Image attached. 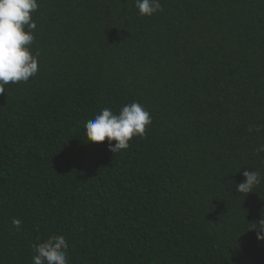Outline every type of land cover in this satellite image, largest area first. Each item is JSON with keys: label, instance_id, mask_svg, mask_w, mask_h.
<instances>
[{"label": "trees", "instance_id": "trees-1", "mask_svg": "<svg viewBox=\"0 0 264 264\" xmlns=\"http://www.w3.org/2000/svg\"><path fill=\"white\" fill-rule=\"evenodd\" d=\"M38 3L39 71L0 95V264L52 234L68 264H264V0ZM132 101L144 137L87 141ZM246 168L262 179L244 195Z\"/></svg>", "mask_w": 264, "mask_h": 264}, {"label": "clouds", "instance_id": "clouds-1", "mask_svg": "<svg viewBox=\"0 0 264 264\" xmlns=\"http://www.w3.org/2000/svg\"><path fill=\"white\" fill-rule=\"evenodd\" d=\"M134 6L140 16L150 17L163 10L161 0H134ZM38 8V0H0V95L6 93L7 85L27 82L39 71V53L31 48L37 28L33 13ZM151 124L152 116L147 108L132 101L124 104L118 113L110 107L101 109L86 122L85 134L91 142L107 139L108 149L116 153L128 149L133 137H144ZM249 131L253 129L249 127ZM256 152H264V144L259 145ZM242 175L243 182L235 184L238 193L246 195L261 183L259 171L246 168ZM12 223L19 229V219L13 218ZM257 223L260 225L254 227L260 230L257 239L264 240V235L260 234L264 233V220ZM34 247L32 264H68L69 244L63 235L52 234Z\"/></svg>", "mask_w": 264, "mask_h": 264}]
</instances>
